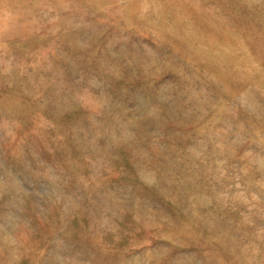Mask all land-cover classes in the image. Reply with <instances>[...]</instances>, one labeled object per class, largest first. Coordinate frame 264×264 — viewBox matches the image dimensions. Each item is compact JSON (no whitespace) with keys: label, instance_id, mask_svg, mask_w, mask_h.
Returning a JSON list of instances; mask_svg holds the SVG:
<instances>
[{"label":"rangeland","instance_id":"obj_1","mask_svg":"<svg viewBox=\"0 0 264 264\" xmlns=\"http://www.w3.org/2000/svg\"><path fill=\"white\" fill-rule=\"evenodd\" d=\"M0 264H264V0H0Z\"/></svg>","mask_w":264,"mask_h":264},{"label":"bare ground","instance_id":"obj_2","mask_svg":"<svg viewBox=\"0 0 264 264\" xmlns=\"http://www.w3.org/2000/svg\"><path fill=\"white\" fill-rule=\"evenodd\" d=\"M17 248H15V250H16Z\"/></svg>","mask_w":264,"mask_h":264}]
</instances>
